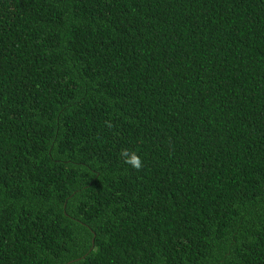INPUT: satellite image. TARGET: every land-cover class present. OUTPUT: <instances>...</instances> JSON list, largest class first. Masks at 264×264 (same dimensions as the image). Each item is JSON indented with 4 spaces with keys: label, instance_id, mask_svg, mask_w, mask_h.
I'll return each mask as SVG.
<instances>
[{
    "label": "trees",
    "instance_id": "1",
    "mask_svg": "<svg viewBox=\"0 0 264 264\" xmlns=\"http://www.w3.org/2000/svg\"><path fill=\"white\" fill-rule=\"evenodd\" d=\"M0 264H264V0H0Z\"/></svg>",
    "mask_w": 264,
    "mask_h": 264
},
{
    "label": "clouds",
    "instance_id": "2",
    "mask_svg": "<svg viewBox=\"0 0 264 264\" xmlns=\"http://www.w3.org/2000/svg\"><path fill=\"white\" fill-rule=\"evenodd\" d=\"M122 156L126 158V163H130L134 168L139 169L142 166L140 159L135 154L129 155V153L124 152Z\"/></svg>",
    "mask_w": 264,
    "mask_h": 264
}]
</instances>
